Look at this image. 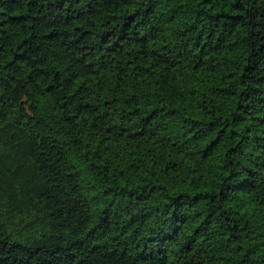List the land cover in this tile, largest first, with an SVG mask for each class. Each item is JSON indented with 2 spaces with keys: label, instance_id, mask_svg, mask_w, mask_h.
<instances>
[{
  "label": "trees",
  "instance_id": "16d2710c",
  "mask_svg": "<svg viewBox=\"0 0 264 264\" xmlns=\"http://www.w3.org/2000/svg\"><path fill=\"white\" fill-rule=\"evenodd\" d=\"M0 264H264V0H0Z\"/></svg>",
  "mask_w": 264,
  "mask_h": 264
}]
</instances>
